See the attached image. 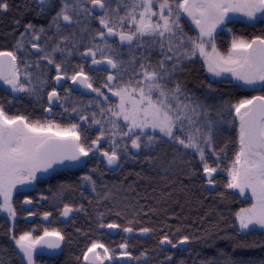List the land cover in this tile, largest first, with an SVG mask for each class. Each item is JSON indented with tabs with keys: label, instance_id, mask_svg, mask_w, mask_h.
<instances>
[{
	"label": "snow or ice",
	"instance_id": "obj_1",
	"mask_svg": "<svg viewBox=\"0 0 264 264\" xmlns=\"http://www.w3.org/2000/svg\"><path fill=\"white\" fill-rule=\"evenodd\" d=\"M35 2L41 12L55 6V0ZM114 2H117L115 8L112 6ZM8 9V0H0V11L7 12ZM230 14L264 22V0H59V10L51 20L57 29L59 42L52 47H42L38 43L43 27L37 32L32 24L26 25L25 31L32 33L31 48L40 54L38 61L44 60L52 66L57 84L70 79L108 101L109 97L100 88L93 87V78L85 71V64L90 60V70H113L107 75L103 87L118 97V103L100 108L102 117L107 116L103 122L92 115V124L100 125V129L90 144L87 142V129L79 123L68 127L53 122L32 123L24 116H9L0 107V197L3 198L0 212L14 218L13 190L18 185L31 184L37 179L38 172H47L55 164L64 161L79 163L82 157L98 152L106 158L109 166H118L121 152L141 150L160 141L185 154L199 155L203 172L208 183L212 184L217 168L211 167L206 159L214 136L215 121L210 115L211 109L188 97L178 83H173V77L185 60H191L198 54L204 58L207 71L213 76L228 73L254 91L264 92V38L256 37L251 41L233 39L226 55L216 48L215 33L218 28H227L232 20ZM182 16L190 18L199 29L195 39L185 36L180 24ZM89 18L98 20L100 28L92 37V43L84 45L85 51L80 54L85 64L78 65L69 76L67 61H58L56 57V53L65 52L67 43V38L59 33L67 30L74 35L72 30L77 26L83 33L87 30ZM116 37L118 45H127L133 50L128 67L113 56L112 43ZM206 45L210 46L212 55L206 51ZM156 46H159L161 59L153 64L151 50ZM23 47L22 43H17L18 49ZM136 51H140V55H136ZM17 61L16 51H0V81L9 85L13 93L39 95L43 88L33 86V79L40 84H45L46 79L38 75L34 77L27 71L31 65H25L22 76ZM102 65L107 67L101 68ZM36 67H40L38 62ZM60 100V94L53 87L47 93L49 107L45 111L51 112V106ZM232 108L239 121V146L228 171L227 187L238 189L241 195L249 191L254 201L251 207L236 213L239 229L242 232H252L257 228L264 230V95L240 100ZM73 111L77 110L73 108ZM80 119L87 122L89 117L81 115ZM105 124L111 128H106ZM102 140L111 141L108 150L102 149ZM122 142L124 147L121 149ZM82 179L92 184L95 191L96 181L92 176L85 175ZM24 203L31 204L32 201L25 198ZM73 211L72 207L65 205L62 215L67 217ZM49 215L44 213V218ZM99 226L113 230L122 227L119 223H100ZM122 230L127 233L133 231L131 227H123ZM149 231L148 228L142 229L144 233ZM64 240L59 231L45 228L43 235L33 236L32 232H26L15 239V243L26 264H35L34 253L38 247L59 249ZM161 243L171 244L174 248L177 246L167 236ZM179 243H189V237H183ZM120 248L125 250L120 253L121 257H131L126 251L127 243L120 244ZM97 249H102V254ZM83 259L85 264H104L105 260L111 261L114 257L103 243L93 241L83 253Z\"/></svg>",
	"mask_w": 264,
	"mask_h": 264
},
{
	"label": "flooded vegetation",
	"instance_id": "obj_2",
	"mask_svg": "<svg viewBox=\"0 0 264 264\" xmlns=\"http://www.w3.org/2000/svg\"><path fill=\"white\" fill-rule=\"evenodd\" d=\"M8 3V11H0V51H16L21 75L23 76L25 72V65H31L27 71L33 73L34 77L38 75L41 79H46L47 82L40 84L39 81L33 79V86L43 88V91L36 95L21 92L13 93L9 85L0 81V107L9 116H24L32 123L53 122L61 125V127L79 123L82 128L87 129V142L90 144L99 135L100 129V125L92 124V115L95 114L96 119L103 122L107 116L102 117L100 108H107L118 103V97L112 96L111 92L103 87L107 75L113 70L110 68L108 72L90 70L92 68L90 60L85 64L80 55L85 51L84 45L92 43V37L100 28L98 20L87 19V30L83 33H81L79 26L72 30L74 35H70L67 30H61L59 35L67 38V43L64 45L66 50L63 54L56 53V57L58 61L62 59L67 61L69 76L72 75L73 69H76L78 65L85 64V71L93 78V87L100 88L109 97L108 101H104L103 97H97V94L90 89H85L78 83H72L70 79L57 84L52 66L47 65L44 60L38 61L40 54L31 48L32 33L25 31L28 24H32L37 32L43 27L44 32L41 34V40L38 41L42 47H52L59 42L57 29L51 23L55 12L59 10V0H55V6L46 9L44 12L40 11L35 0H8ZM112 6L117 7V2H114ZM120 11L123 14L122 6ZM180 24L186 37L195 39L198 36L199 29L187 16L181 17ZM222 30L217 29L215 34L216 47H218L216 37ZM113 40L115 41L112 43L113 56L118 61L125 62V67H128L127 62L132 57L133 50H130L127 45H118V37L113 38ZM18 42L24 45L23 49L17 48ZM97 42L99 41L97 40ZM73 44L76 47H73ZM140 51H136L135 54L140 55ZM159 59H161L160 49L159 46H156L151 50V62L155 64ZM37 62L40 67H36ZM190 62L202 64L211 81L226 80V77L236 81L228 73L219 77L213 76L207 71L204 58L198 54L191 60H185L175 73L173 83H178L188 97L200 104L204 102L203 96L201 95V98L198 97L195 100L185 83L189 79L192 80L191 83L193 84L197 82L189 76L191 73V69L188 68ZM100 67L107 66L102 65ZM126 79L127 77H125ZM53 87L60 94L61 100L51 106V112H47L45 111L49 107L47 93ZM73 108L77 111H73ZM81 115L88 116L89 120L87 122L81 120ZM105 127L111 128L108 124H105ZM110 146V140L101 141L103 150H108ZM123 147L122 142L120 148ZM154 152V145L150 148L144 147L141 150L130 149L126 154L121 152L118 166H109L106 158L98 152L90 153L89 157H82L79 163L64 161L62 164H55L47 172H38L37 179L31 184L27 186L18 185L12 193L13 206L16 209L15 217H10L6 212H0V264H26L23 253L20 252L15 239L26 232H32L33 236L43 235L45 228L49 231H59L65 237V240L61 242L62 251L57 252V249L38 247L34 253L35 264H85L83 253L93 241L103 243L114 257L111 261L105 260L104 264H198L194 254L189 260L190 240L189 243L180 244V240L173 242L168 237L177 246L174 248L171 244H162L161 240L165 236H160L156 229L124 225L123 221L119 219L139 214L108 212L104 208H98L99 201L105 199L103 193L106 191L107 182L121 177L123 172L127 170L136 169V165L139 164L144 155H153ZM85 175L92 176L96 181L95 191L92 184L82 179ZM25 198L30 199L32 203L25 204ZM65 205L74 209L67 217L62 215ZM29 212L32 214L30 215ZM46 212L50 213L47 219L44 218ZM100 223H119L122 227L115 230L101 228ZM123 227H131L133 231L131 233L124 232ZM144 228H148L150 231L144 233L142 232ZM122 243L128 244L126 251L131 254L130 258L120 256V253L125 251L120 248ZM97 251L102 254V249H97ZM89 256L91 257V254Z\"/></svg>",
	"mask_w": 264,
	"mask_h": 264
},
{
	"label": "trees",
	"instance_id": "obj_3",
	"mask_svg": "<svg viewBox=\"0 0 264 264\" xmlns=\"http://www.w3.org/2000/svg\"><path fill=\"white\" fill-rule=\"evenodd\" d=\"M229 33L222 30L217 38L218 47L228 52L231 36L251 40L264 38V22H246L235 19L228 23ZM190 78L197 80L185 83L194 99L203 96L202 104L212 107L213 103H226L222 124L214 125L213 149L207 151V163L216 167L214 175L216 189L207 188L203 178V164L199 155L178 151L171 144L160 141L154 145L153 155H144L136 169L108 181L99 201L98 208L108 212L139 214L125 216L124 225L149 227L160 236H167L173 242L189 237L193 254L198 264H233V259L244 258L264 262V231L256 229L243 233L238 227L236 213L252 204L250 198L227 187L228 170L238 151V118L230 108L240 100L251 99L264 92L248 89L239 81L219 79L211 81L200 63L189 64ZM211 84V91L209 90ZM213 102V103H212ZM225 123V124H224ZM242 246L256 248V252L243 251Z\"/></svg>",
	"mask_w": 264,
	"mask_h": 264
},
{
	"label": "rangeland",
	"instance_id": "obj_4",
	"mask_svg": "<svg viewBox=\"0 0 264 264\" xmlns=\"http://www.w3.org/2000/svg\"><path fill=\"white\" fill-rule=\"evenodd\" d=\"M231 15V17H232V20H235V19H239V20H243V21H246V22H255V21H249L246 17H244V16H242V15H240V14H230ZM218 29H223V30H225V32L226 33H228V34H230L229 33V30H228V28H218ZM216 34V33H215ZM230 37H231V45H232V41H233V39H236V40H241V39H243V40H246V41H251V40H247V39H244V38H239V37H233V36H231L230 35ZM231 45H230V48H231ZM217 48V50H218V52L219 53H221V54H224V55H226L227 54V52L225 53V52H222L220 49H218V47H216ZM229 48V49H230ZM206 51L208 52V54L209 55H212V53H211V48L209 47V46H207L206 47ZM211 77H213V76H211ZM213 103V102H212ZM227 107V104L226 103H221V102H215V103H213V105H212V107H210V109H211V112H210V115L212 116V118L214 119V121H215V124L214 125H217V123H219V124H222V122L224 121V119H225V115H224V112H223V110L225 109ZM230 110H232L233 111V108L231 107L230 108ZM234 113V112H233ZM235 114V113H234ZM225 124V123H224ZM150 148V147H149ZM212 149H213V144L209 147V149H208V151H212ZM231 168V167H230ZM230 170V169H229ZM228 170V171H229ZM123 175V174H122ZM121 175V176H122ZM229 176V175H228ZM229 179H230V177H229ZM231 190H233V191H237V192H239V190L238 189H231ZM243 197H245V198H250L251 199V201H252V203L254 202L253 200H252V198H251V193L249 192V191H247L246 190V192H245V194L244 195H242ZM3 198L2 197H0V200H2ZM251 205L252 204H250V205H248V206H245V207H242L241 209H243V208H249V207H251ZM240 209V210H241ZM239 210V211H240ZM238 211V212H239ZM238 227H239V225H238ZM258 229V228H257ZM258 230H262V229H258ZM264 231V230H263ZM243 233H247V232H243ZM242 249H243V251L246 253L248 250L249 251H251V252H256L257 250H256V248H253V247H251V246H242ZM234 261H233V264H255V263H257L258 261H259V258H258V260H256L255 258H253V261H250L249 262V259H246V258H244V259H242V260H240V261H237V260H235V259H233Z\"/></svg>",
	"mask_w": 264,
	"mask_h": 264
},
{
	"label": "water",
	"instance_id": "obj_5",
	"mask_svg": "<svg viewBox=\"0 0 264 264\" xmlns=\"http://www.w3.org/2000/svg\"><path fill=\"white\" fill-rule=\"evenodd\" d=\"M256 38V37H255ZM255 38H253V39H255ZM262 38V37H261ZM240 83H242V82H240ZM248 89H252V88H250L249 86H247V85H245ZM256 95H260V94H256ZM255 96V95H254ZM203 178H204V180H206V185H207V188L208 189H210V190H212V191H214L215 189H216V185H215V183L213 182L212 184H209L208 183V179H207V177L205 176V174H204V172H203ZM213 180H214V174H213ZM62 251V244H61V247L59 248V249H57V252H61Z\"/></svg>",
	"mask_w": 264,
	"mask_h": 264
}]
</instances>
